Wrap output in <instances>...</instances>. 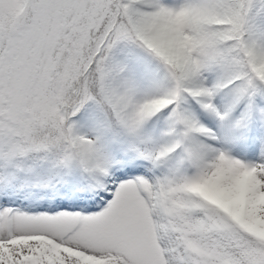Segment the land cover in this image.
<instances>
[{
  "label": "snow or ice",
  "instance_id": "1",
  "mask_svg": "<svg viewBox=\"0 0 264 264\" xmlns=\"http://www.w3.org/2000/svg\"><path fill=\"white\" fill-rule=\"evenodd\" d=\"M0 264H264V0H0Z\"/></svg>",
  "mask_w": 264,
  "mask_h": 264
}]
</instances>
